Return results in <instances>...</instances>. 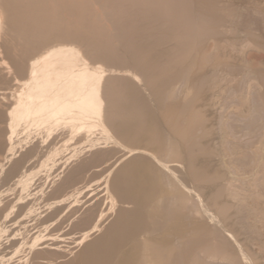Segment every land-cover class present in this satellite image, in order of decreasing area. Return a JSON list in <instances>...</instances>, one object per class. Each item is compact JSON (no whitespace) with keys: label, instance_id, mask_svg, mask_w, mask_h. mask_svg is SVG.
Masks as SVG:
<instances>
[{"label":"rangeland","instance_id":"1","mask_svg":"<svg viewBox=\"0 0 264 264\" xmlns=\"http://www.w3.org/2000/svg\"><path fill=\"white\" fill-rule=\"evenodd\" d=\"M16 1L0 31V110L29 59L62 38L138 108L120 120L136 125L120 147L93 126L100 145L44 155L28 143L10 155L0 118V264H264V0H113L111 59L57 27L82 34L87 13L52 26L49 0Z\"/></svg>","mask_w":264,"mask_h":264},{"label":"bare ground","instance_id":"2","mask_svg":"<svg viewBox=\"0 0 264 264\" xmlns=\"http://www.w3.org/2000/svg\"><path fill=\"white\" fill-rule=\"evenodd\" d=\"M15 1L16 0H14V2ZM47 1L48 0H45V2ZM98 1L99 2L92 3V0H49L46 3V5H44L45 7H43V9L46 8L45 9L46 11L44 12H48L49 10L48 16L50 17H48L47 21L51 25H52V22L55 21L56 15L60 12L62 13V14L60 13L61 15H66L68 13V15L72 17L74 16L75 19H78L79 18L78 15L83 14V12L87 13V17L84 20L85 26L87 25V27H84L85 29L83 31L85 30L86 31L82 32V34L79 32L80 34L76 35L77 32H75L74 34L75 36H72L73 35L72 26L73 25L69 24V21L67 19H65L67 21L60 20L59 22H57V27L65 26L63 27L65 29L63 28L61 29L62 30L61 33L67 36L70 35V38L71 37L76 38L77 36L79 39L80 38L81 39L92 38V40H89V41H92L89 43H92L94 47L92 48L93 51L91 54L93 55L102 54L103 56L105 55L107 56L108 54L104 55V53H109V55L111 53L112 55L114 51L113 48L116 50V47L119 45V44L118 45L116 44L119 42H117L116 44H113L110 41L109 37L111 38V37H114L115 35L117 36L119 31L118 32L115 31L116 34L115 32L114 34L113 32L111 34H109V32L107 34L106 32L105 34L106 30L110 31L109 30L110 27L108 29H104L105 27L106 28L108 27L104 19V15L115 13V9H117L115 7L116 2L114 3L113 0H98ZM16 2H19V1L17 0ZM91 3H92V6H91ZM42 5H41V8H42ZM8 6H10V0H0V31L3 28L2 22L4 20L3 18L7 16L6 13H9L10 15L9 14L8 15L10 17L14 16L10 18L11 20L6 17L7 18L6 24H8L7 22L9 20L10 21H12V19L14 20L18 14V13L17 14L13 13L14 15H12V13H10L11 11L8 9ZM12 6H15V5H12ZM119 9L117 11H119ZM16 11H19V10H16ZM33 14L34 13L32 12L30 16ZM84 14L82 16H85ZM16 21H12V22L16 23ZM8 28L9 29H6V30H10V27ZM49 28L51 29L52 27L50 26ZM86 28L87 29L89 28V30H87ZM52 29H54V27ZM3 30L5 29H2V31ZM22 31L27 32L26 30H22ZM100 31L102 32L104 31V32L103 33L101 32L102 33L101 34L99 33ZM97 32H98V35H97ZM93 38H95V40H93ZM107 38L109 39L111 44L107 43V40H108ZM66 42L69 43L70 41L68 40L66 41L64 38L59 39L56 42L48 46H45L43 51L38 52L32 58H30L27 63V67H26V74H27L26 78L21 81H19L16 78L15 80L16 82H19V87L17 89L16 87H14L15 89L13 91L11 90L12 88L11 87L9 97H6L4 95V97H6L10 101V103L6 107L3 106L5 107V110L4 109L0 110L1 111L0 118L5 119L4 122L6 121L7 131H8L7 140L10 141V145L8 144V146H10V155L14 154V152L18 148L23 147L24 145H26V148H27V143L28 145H31V148H33L34 150H40V152L44 151L43 155L47 151H50V152L58 151L59 150L58 148H60L61 146H66L67 144L71 143L73 140L74 142L75 140H77V143H81V146H86L88 148H91V147H94V145H100V142L94 141L93 143H90V139H93V137L90 138L91 137L90 131H92L91 128L93 126H103L104 127L106 125L110 126L111 128L108 130L107 134L110 132V130L113 133L111 137H108V140H111L113 142V145H115V147H118V146L120 147V145H122V143H124L125 141V140L123 141V139L126 137L125 131L127 132L125 128L128 129L129 126H131L130 128H133L132 127L133 125L134 127L136 126L135 123L132 121L130 122H132L131 124L134 123L133 125L127 124L126 123L127 121H126L125 124L127 126L124 123L120 122V120H123L124 118L132 115V113L136 112L135 110H137L136 108H138L136 107L137 105H135L136 103L134 104L135 105L134 106L132 104L133 102L128 101V97L126 98V100L127 102H130L134 106V110H133L132 105H130L132 107L131 108L128 106L129 103L124 101L126 97L125 96L126 91H127L126 89H125L126 91L124 90L125 86L122 87V84H120L121 86H116L115 84H114L115 86H113V84L112 86L107 85L110 82H112L110 81L107 83L106 81L108 79L107 80L105 79V77L109 74V72L107 73V70L101 65L91 66L88 58L84 55L81 49H79L76 45L74 46L72 43H71L72 45H70V43L67 45ZM112 44L115 46H112ZM117 49L118 51L116 50L117 51L116 54L118 55L119 48ZM111 55L109 56V58L111 57ZM120 59L121 58H119V60ZM115 61L118 62L117 60ZM122 61L124 62L126 60H122ZM23 70H25V68ZM117 74L119 75L122 74L121 76H124L125 74L130 75V73L127 72L126 69L123 72H117ZM134 89L136 90V88ZM124 92H125V95H124ZM4 97L2 96V100L3 101L7 100V99H4ZM2 103L1 105L4 104ZM124 104L125 105L127 104V105L125 106ZM110 106H112V108H110ZM137 120H138V117H137ZM30 134H35L36 136L30 140L28 139L29 141H21V142L17 141V137L26 136V138H28ZM52 135H56V138L54 142L51 141L52 143L49 145L47 144L46 137H49V136L53 137ZM96 140L98 141V139ZM102 143L103 142H101V144ZM45 149H47V151ZM134 150H135V147L128 148V152H132ZM76 153L74 154V156L76 155ZM65 156L67 155L65 154ZM68 158L70 157H67V160Z\"/></svg>","mask_w":264,"mask_h":264},{"label":"snow or ice","instance_id":"3","mask_svg":"<svg viewBox=\"0 0 264 264\" xmlns=\"http://www.w3.org/2000/svg\"><path fill=\"white\" fill-rule=\"evenodd\" d=\"M5 67H7V65H5ZM17 84H19V82H17Z\"/></svg>","mask_w":264,"mask_h":264}]
</instances>
